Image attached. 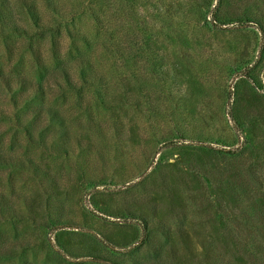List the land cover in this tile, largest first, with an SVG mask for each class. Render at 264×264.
Segmentation results:
<instances>
[{
    "label": "rangeland",
    "instance_id": "rangeland-1",
    "mask_svg": "<svg viewBox=\"0 0 264 264\" xmlns=\"http://www.w3.org/2000/svg\"><path fill=\"white\" fill-rule=\"evenodd\" d=\"M3 1L0 264H264V0Z\"/></svg>",
    "mask_w": 264,
    "mask_h": 264
},
{
    "label": "trees",
    "instance_id": "trees-1",
    "mask_svg": "<svg viewBox=\"0 0 264 264\" xmlns=\"http://www.w3.org/2000/svg\"><path fill=\"white\" fill-rule=\"evenodd\" d=\"M7 1V0H6ZM20 4V6L26 11L28 19L31 21V23L38 29H44L48 27V23L45 26V22L43 21V15L40 14L38 11L36 1L35 0H17ZM58 0H43V6L50 12L51 18L50 21H55L58 17V20L60 21L61 26L65 29H68L69 27L74 28L76 26L75 24V15L73 10H63L62 5H59ZM8 10L7 5L5 4V1L0 0V23L3 25L4 28H7L11 32L15 33H21L24 31L23 25L17 22V20L12 16H10V12ZM9 14V15H8ZM52 23V22H51ZM51 28V27H50ZM69 33L68 31L66 32ZM77 34H81V32H77ZM85 36V35H84ZM79 37H77L78 39ZM81 38V37H80ZM83 43H86L87 40L85 37L81 38ZM89 58L86 54H82L79 49H77L76 57L74 60L70 61V64L67 65L66 62L62 61L59 62V64L52 69V76H55L56 78L63 79L65 81L70 80L71 73H70V67H73L74 70L78 71L80 76L82 78L85 77V75L90 71L88 68ZM88 69V72H87ZM1 83L5 85L7 88H12L13 85H17V90L20 89V87L24 84L22 80L19 77H12L8 75H1L0 76ZM7 161V157L5 155L0 154V165H5Z\"/></svg>",
    "mask_w": 264,
    "mask_h": 264
}]
</instances>
